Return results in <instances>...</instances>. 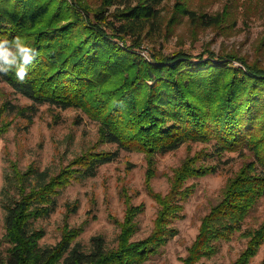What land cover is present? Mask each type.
I'll return each instance as SVG.
<instances>
[{
    "label": "trees",
    "instance_id": "obj_1",
    "mask_svg": "<svg viewBox=\"0 0 264 264\" xmlns=\"http://www.w3.org/2000/svg\"><path fill=\"white\" fill-rule=\"evenodd\" d=\"M163 2L101 0L94 7L90 0H0V79L31 100L27 106L7 102L6 109L32 124L42 104L80 108L99 123V142L117 145L115 151L91 147L58 172L32 165L23 171L14 165L18 191L5 204L0 264H144L179 234L176 222L185 218L186 202L195 192L187 181L218 171L217 164L201 161L226 151L246 152L247 160L202 218L184 264L212 258L238 232L247 246L232 264H250L264 245V220L257 228L244 229L264 197V64L214 51H159L146 59L121 47L119 40L160 17ZM112 7L117 11L110 12ZM176 7L198 18L188 0H176ZM200 16L212 25L227 13ZM141 40L136 36L132 45L140 46ZM9 125L0 128V136ZM191 141L212 143L214 152L188 157L174 170L167 193L153 189L155 169L149 171L148 191L159 209L148 236L135 238L145 209L127 198L116 246L99 234L87 248L77 240L84 228L68 226L58 243L41 245L45 230L35 223L55 211L58 197L74 180L95 177L123 149L145 151L152 159Z\"/></svg>",
    "mask_w": 264,
    "mask_h": 264
},
{
    "label": "rangeland",
    "instance_id": "obj_2",
    "mask_svg": "<svg viewBox=\"0 0 264 264\" xmlns=\"http://www.w3.org/2000/svg\"><path fill=\"white\" fill-rule=\"evenodd\" d=\"M98 7L101 0H90ZM197 19L178 12L176 0H164L160 17L153 23L139 26L135 36H127L118 43L121 47L139 52L146 59L151 53L162 51L170 54L185 50L192 54L235 53L250 61L264 64V0H188ZM123 7L121 8V10ZM117 11L115 7L110 12ZM216 16L226 12V19L218 24L207 25L202 13ZM113 17H108L111 20ZM141 36L140 46H133V39ZM131 50V49H130ZM206 56V55H205ZM27 106L31 100L0 79V128L9 123L7 131L0 136V236L6 233L5 204L11 201L18 189L14 180V165L23 171L29 166L58 172L62 167L81 156L91 147L97 150H117L116 144L100 143L99 123L80 108L60 109L42 104L34 122L7 110L5 104ZM11 111V112H10ZM100 143V144H99ZM214 152L212 143L188 142L179 149L165 154L157 153L152 159L142 150L120 151L112 162L104 164L95 177L74 180L58 197L55 211L47 218L39 219L35 226L45 230L41 245L58 243L66 226L84 228L77 238L90 247L94 235H104L109 246L117 244L128 208L127 198L134 205H144L138 216L139 231L135 238H144L154 227L159 209L157 201L148 191L147 179L151 168L155 176L153 189L167 193L174 170L184 161L198 153ZM247 160L246 152L226 151L222 157L209 156L207 164H217L219 169L201 177H192L187 184L195 186V192L186 202L185 218L176 222L179 234L156 256L144 264H184L188 250L196 240L202 218L222 196L228 178L233 176ZM264 220V197L257 203L244 223V229L257 228ZM247 246V238L240 232L231 241H224L220 251L204 264H232ZM7 242L1 250L7 253ZM264 245L250 264H262Z\"/></svg>",
    "mask_w": 264,
    "mask_h": 264
}]
</instances>
